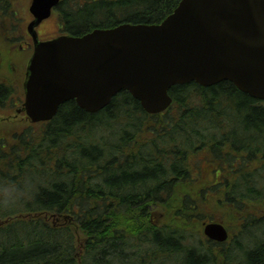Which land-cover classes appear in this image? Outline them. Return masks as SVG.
Returning a JSON list of instances; mask_svg holds the SVG:
<instances>
[{
    "label": "trees",
    "instance_id": "16d2710c",
    "mask_svg": "<svg viewBox=\"0 0 264 264\" xmlns=\"http://www.w3.org/2000/svg\"><path fill=\"white\" fill-rule=\"evenodd\" d=\"M179 1L92 0L72 30L158 23ZM12 95L0 84L1 108ZM169 95L160 114L121 91L92 114L0 115V264H264V110L226 81ZM213 220L225 243L202 234Z\"/></svg>",
    "mask_w": 264,
    "mask_h": 264
},
{
    "label": "water",
    "instance_id": "95a60500",
    "mask_svg": "<svg viewBox=\"0 0 264 264\" xmlns=\"http://www.w3.org/2000/svg\"><path fill=\"white\" fill-rule=\"evenodd\" d=\"M58 1L32 0L29 8L35 48L22 111L33 124L51 120L69 100L97 113L121 91L146 113L160 114L172 104L169 90L189 83L207 88L231 82L264 101V0H180L158 23L123 22L42 42L35 27ZM202 232L220 243L229 237L214 220Z\"/></svg>",
    "mask_w": 264,
    "mask_h": 264
},
{
    "label": "flooded vegetation",
    "instance_id": "af4514ba",
    "mask_svg": "<svg viewBox=\"0 0 264 264\" xmlns=\"http://www.w3.org/2000/svg\"><path fill=\"white\" fill-rule=\"evenodd\" d=\"M20 1L24 4L22 10L24 13L12 10L14 0H0V84L9 86V92L13 94L10 97L11 102L9 104L5 103V107H0V115L1 119H4L3 121H9L12 117H26L24 112L18 113L17 109L22 107L25 68L35 48L33 37L28 33V26L34 16L29 11L32 0ZM89 1L92 0H60L53 6L51 16L43 19L35 27L38 39L43 41L53 39L59 35L77 36L87 33V30L91 28L89 25L85 30L76 34L72 28L77 25L79 20H73L71 17ZM20 14L22 15L20 16ZM80 26H82V23ZM15 92L16 95L14 96ZM16 98L17 102H15ZM252 100L253 108L258 107L264 110V101L255 98H252ZM16 105L19 108H14ZM240 157L243 159L242 155ZM254 163L255 170L264 167V159L262 162L256 161ZM216 173L217 171L211 166L209 176L213 188L217 185ZM226 182L228 184V179Z\"/></svg>",
    "mask_w": 264,
    "mask_h": 264
},
{
    "label": "rangeland",
    "instance_id": "374dc122",
    "mask_svg": "<svg viewBox=\"0 0 264 264\" xmlns=\"http://www.w3.org/2000/svg\"><path fill=\"white\" fill-rule=\"evenodd\" d=\"M23 3L20 1V0H14V2H13V8H12V10L14 9L15 11H17L18 13H24V11H22L23 10ZM22 14H20V16H21ZM10 16V15H9ZM11 17V16H10ZM86 20L85 19H83V20H80L78 23H77V25H74L73 27H77L78 25H80L81 23H82V26H84L85 24H86ZM15 91H16V88H15ZM12 110V109H11ZM12 120V119H11ZM10 121V120H9ZM18 127L19 126H21V124H19V125H17ZM262 170V169H261ZM202 230H203V228H202ZM231 230H232V227H231ZM233 233V232H232ZM203 234V233H202ZM196 236V238H199L198 236V234L197 235H195ZM234 237H232L231 238V240L233 239ZM233 241V240H232ZM193 246L195 245L196 247H198V249L199 250H203L205 247H203L202 246V244H201V242L199 243V241H198V239H195L194 241H193ZM201 246H200V245Z\"/></svg>",
    "mask_w": 264,
    "mask_h": 264
}]
</instances>
